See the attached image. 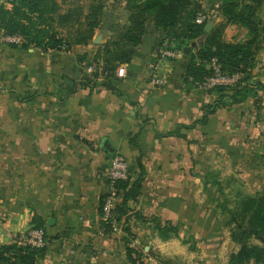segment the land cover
<instances>
[{
  "label": "crops",
  "instance_id": "0c3cea01",
  "mask_svg": "<svg viewBox=\"0 0 264 264\" xmlns=\"http://www.w3.org/2000/svg\"><path fill=\"white\" fill-rule=\"evenodd\" d=\"M9 1L0 4L9 8ZM103 3L98 43L23 49L0 31V245L23 244L34 230V213L44 221L46 237L35 264H131L124 225L144 264H162L154 260L157 252L210 253L224 231L215 207L220 198L209 197L210 188L221 191L205 185L207 173L220 183L225 175L245 181L247 194H264V86H257L264 84V39L247 81L253 95L215 108L200 123L203 106L212 105L216 94L186 79L188 55H162L178 48L151 21L131 60L118 64L125 75L110 80L113 88L105 86L108 74L97 53L126 24L128 10L126 0ZM222 20L221 14L212 19L210 30ZM247 36L236 24L221 34L229 43ZM203 41L201 35L187 46L194 52ZM110 151L125 158L129 182L140 176L138 162L144 173L129 210L106 230L100 205ZM121 200L122 190L116 204ZM166 221L177 235L162 239L153 227ZM185 232L194 237L195 250L182 242Z\"/></svg>",
  "mask_w": 264,
  "mask_h": 264
},
{
  "label": "trees",
  "instance_id": "16d2710c",
  "mask_svg": "<svg viewBox=\"0 0 264 264\" xmlns=\"http://www.w3.org/2000/svg\"><path fill=\"white\" fill-rule=\"evenodd\" d=\"M223 20L208 33L203 31L207 20L200 24L194 22L197 12L201 11L200 0H126L128 14L126 24L114 30L115 36L107 41L100 55L102 71L107 72L105 86L113 88L111 79L116 77L115 68L119 63H128L142 41L148 21L157 30H166L178 49L187 46L190 41L204 35L203 43L189 52V61L185 66V77L193 84L199 85L210 73L205 68L211 57H216L221 70L226 75L241 73V80L233 86H215L207 91L216 94L212 105H204L200 123H205L207 115L215 108L243 102L253 95L254 87L248 84L250 69L258 43L264 39V23L258 16L264 0H217ZM10 7L0 4V31L4 36H19L18 42H9L11 46L26 49L39 48L42 51L69 48L72 44L87 43L95 34L103 15V0H10ZM236 24L247 29V39L243 42L229 43L222 40L224 26ZM264 86V84H257ZM75 86L69 90H74ZM258 103V101H257ZM259 109V105H256ZM264 161V155L262 156ZM140 176L133 182L129 179L120 181L118 188L122 190V200L112 210V217L119 220L129 210L128 200H135L139 195L143 168L138 162ZM205 185L214 183L221 191L222 198L215 205L224 217L223 225L229 230L232 242L238 245L236 251L228 256V264H264V194H245L230 203L229 196L222 190L216 175L207 173ZM102 204V201H101ZM101 210V205H100ZM102 214V211H101ZM106 230L111 228L107 221L102 222ZM32 229L44 227V221L36 214L30 218ZM162 239L170 234L177 235V227L166 221L164 224L154 223ZM125 235V253L131 264H144L142 253L137 251L133 243L132 233L128 225L123 227ZM45 237V236H44ZM43 241L45 242V238ZM256 240L258 243L251 242ZM188 243L189 250H195V239L192 235L182 239ZM45 243L36 247L29 243L16 242L0 245V264H35L45 253ZM163 263V262H162ZM163 264H168L164 261Z\"/></svg>",
  "mask_w": 264,
  "mask_h": 264
},
{
  "label": "built area",
  "instance_id": "2783aa9c",
  "mask_svg": "<svg viewBox=\"0 0 264 264\" xmlns=\"http://www.w3.org/2000/svg\"><path fill=\"white\" fill-rule=\"evenodd\" d=\"M208 19L209 17L208 15H206V12L201 10L197 12L194 18V22L200 24ZM5 39L9 42H18L21 38L19 36H5ZM162 55L166 57H181L183 53L180 49H164ZM207 67L210 73L199 84V87L206 91L215 86H233L238 83L242 78L241 73L226 75L221 70L216 57H211L209 59ZM116 75L118 77H123L125 75V67L123 65H118L116 69ZM128 177L129 175L127 170V162L125 158L117 152L111 154L110 158L108 159L107 169L105 171L106 185L101 204L103 220L109 222L111 226H114L116 223V221L112 217V210L116 204L120 193L118 183L120 181L127 180ZM43 233L44 232L42 228L34 229L24 243H29L36 247L42 246L44 244Z\"/></svg>",
  "mask_w": 264,
  "mask_h": 264
},
{
  "label": "rangeland",
  "instance_id": "374dc122",
  "mask_svg": "<svg viewBox=\"0 0 264 264\" xmlns=\"http://www.w3.org/2000/svg\"><path fill=\"white\" fill-rule=\"evenodd\" d=\"M201 1H202L201 10L206 12V15H208L209 17L208 20H212L215 19L217 16H220L219 7H216L217 2L219 3V1L217 0H201ZM258 16L261 19L262 23H264V5L260 8L258 12ZM221 179H222L221 183L223 187H225L226 192L229 194L230 205L233 204V201L236 199V197L247 194L246 188L248 184L246 185L245 181L236 180L237 178L236 179L228 178V175L223 176V178ZM209 192L211 193L209 195L211 199H214L215 197H218L220 199L222 198L221 193L215 192V187L210 188ZM207 193L208 191L204 193L205 199ZM221 219L222 220L219 221V226H220V231H224V234L221 233V238L219 239V245L214 248V251H211L210 253H206V252L203 253L200 250L197 252H190L187 250L177 255H163L157 252L158 255L154 257V260L155 259H157V261L160 260L161 263L167 261L168 264H228L227 261L229 254L231 252L236 251L238 245L235 244L234 242L232 243L229 240V233L227 232V227L225 228L222 227L224 222V217L222 216ZM186 235H188L187 232H185L184 236ZM251 242L258 243V241L254 239L251 240Z\"/></svg>",
  "mask_w": 264,
  "mask_h": 264
},
{
  "label": "water",
  "instance_id": "95a60500",
  "mask_svg": "<svg viewBox=\"0 0 264 264\" xmlns=\"http://www.w3.org/2000/svg\"><path fill=\"white\" fill-rule=\"evenodd\" d=\"M213 25V22L211 20H208L205 25L203 26V31L204 32H209L211 27ZM101 38V34H98L96 35L94 38H93V42L94 43H98L99 42V39ZM191 50V46H183L181 51L184 55H187ZM113 153V151H110V153L108 154V157L110 158L111 154Z\"/></svg>",
  "mask_w": 264,
  "mask_h": 264
}]
</instances>
